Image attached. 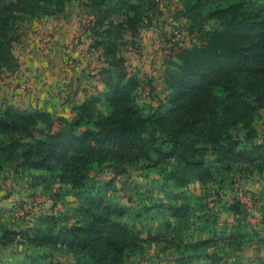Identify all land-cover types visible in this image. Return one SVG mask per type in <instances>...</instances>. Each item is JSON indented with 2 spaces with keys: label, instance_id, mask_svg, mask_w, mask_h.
<instances>
[{
  "label": "trees",
  "instance_id": "1",
  "mask_svg": "<svg viewBox=\"0 0 264 264\" xmlns=\"http://www.w3.org/2000/svg\"><path fill=\"white\" fill-rule=\"evenodd\" d=\"M72 1L0 0V76L19 68L12 27L24 18L60 13ZM178 1L197 35L191 46L167 55L161 76L165 95L157 105L139 101L141 80L126 69L121 53L127 34L135 36L146 24L143 3L84 0L89 31L106 64L98 73L102 87L85 92L70 107L71 117L0 107V170L30 175L34 186L65 185L79 200L67 214L39 213L17 227L4 223L6 213L16 211L0 207V250L19 243L64 250L75 264H136L129 260L142 253L143 241L172 242L195 220L203 235L184 245L189 264L239 262L210 249L217 242L240 247L245 204L235 197L222 205L219 210L231 214L240 229L221 227L213 208L202 202L209 194L197 195L194 188L214 189L217 196L234 190L246 175L264 174V130L253 125L264 115V0L222 7L213 0ZM149 170L156 174L151 185L162 194L155 206L168 215L157 235L143 238L126 221L129 207L110 191L116 176L132 171L147 176ZM106 174L111 177H101ZM145 209L139 207L134 218ZM37 260L26 255L8 264Z\"/></svg>",
  "mask_w": 264,
  "mask_h": 264
},
{
  "label": "rangeland",
  "instance_id": "2",
  "mask_svg": "<svg viewBox=\"0 0 264 264\" xmlns=\"http://www.w3.org/2000/svg\"><path fill=\"white\" fill-rule=\"evenodd\" d=\"M83 1H72L60 13L24 18L12 27L17 37L13 52L19 68L0 76L1 108L8 105L25 109L42 106L49 107L55 115L70 117V104L81 101L83 93H93L101 88L98 73L106 64L101 48L95 45L96 39L89 31L91 18ZM134 1L143 3L147 14L146 24L135 36L127 34L129 43L121 53L126 60V69L141 80L139 101L157 105V101L165 95L161 76L167 55L172 48L191 46L197 33L182 15L178 0ZM212 2L215 7H222L247 5L250 0ZM211 23L206 24V27L209 28ZM33 105L36 107L33 108ZM253 125L258 131H263L264 115L257 117ZM149 171L147 176L143 171L116 176L110 191L118 202L126 203L129 207L126 221L143 238L148 234L157 235L168 215L164 208L155 206L162 194L151 185L150 181L156 174ZM101 177L106 179L111 175ZM34 183L30 175L13 176L9 168L0 170V207L16 211L14 214L10 211L6 213L4 223L7 226L22 225L29 217L39 213L67 214L77 208L79 200L69 187L58 183L34 186ZM194 193L209 194L202 202L205 200L213 208L221 227L234 225V230L242 228L240 230L244 234L240 247L231 249L226 242H217L210 251L236 256L239 261L237 264H264V174L246 175L234 190L225 189L217 196L214 189L210 188L205 190L195 187ZM128 197L132 202H127ZM235 197L246 206L244 220L239 219L240 228L231 214L219 210ZM141 206L146 207L145 211L141 217L134 218V212ZM202 235L201 224L191 220L172 242L143 241L142 253L131 257L129 261L136 264H189L186 258L189 251L184 245L188 247ZM26 255L38 256V264H75L73 256L64 250H34L19 243L0 250V263L21 262ZM191 264H209V261H192Z\"/></svg>",
  "mask_w": 264,
  "mask_h": 264
},
{
  "label": "crops",
  "instance_id": "3",
  "mask_svg": "<svg viewBox=\"0 0 264 264\" xmlns=\"http://www.w3.org/2000/svg\"><path fill=\"white\" fill-rule=\"evenodd\" d=\"M101 87H102V85H101ZM89 93H91V92H89ZM83 97H84V93H83ZM83 99V98H82ZM80 102V101H79ZM78 103V102H77ZM74 104V103H73ZM73 104H70L69 105V110H68V112H70V114H71V116H72V112H71V109H70V107L73 105ZM16 107V106H15ZM34 107H36L35 105H33V108ZM23 108H26V107H23ZM37 108H42V109H46V110H48V111H51V109L49 108V107H42V106H38ZM27 109H32V108H27ZM51 112H53V111H51ZM61 115H63V114H61ZM64 116H66V115H64ZM70 116V117H71ZM67 117V116H66Z\"/></svg>",
  "mask_w": 264,
  "mask_h": 264
}]
</instances>
